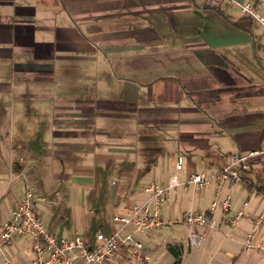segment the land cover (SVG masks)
I'll return each mask as SVG.
<instances>
[{
    "label": "crops",
    "instance_id": "1",
    "mask_svg": "<svg viewBox=\"0 0 264 264\" xmlns=\"http://www.w3.org/2000/svg\"><path fill=\"white\" fill-rule=\"evenodd\" d=\"M229 5L0 0V222L11 218L27 186L41 212L47 188L62 193L57 180L63 179L83 193L99 165L135 176L112 190L118 211L144 197V184L165 183L177 154H188L185 177L204 164L224 167L233 154L264 150V34ZM142 129L163 136L165 146L154 148L167 152L166 171L150 147L125 142L137 144ZM206 190L209 204L196 208L213 200L214 185L199 199ZM259 190L235 227L222 223L205 231L198 248L209 260L219 255L216 264H264V225L255 224L264 210ZM178 194L168 215H179ZM240 208L232 202L230 215ZM53 218L43 219L55 233L88 237L84 212L80 224L74 218L67 227L61 219L50 223ZM252 231L258 246L247 250ZM19 238L6 253L28 264L26 245L27 259L15 251Z\"/></svg>",
    "mask_w": 264,
    "mask_h": 264
},
{
    "label": "built area",
    "instance_id": "2",
    "mask_svg": "<svg viewBox=\"0 0 264 264\" xmlns=\"http://www.w3.org/2000/svg\"><path fill=\"white\" fill-rule=\"evenodd\" d=\"M210 7L217 8L223 3L236 4L240 12L258 24L264 34V0H204ZM264 157V150H253L248 153H237L231 156L230 163L220 170L210 173L193 172L185 177L181 173L185 169L183 155L175 158V171L165 183L151 181L142 186L144 197L123 206L113 215V221L118 229L110 234L98 231L85 238L79 233L60 235L50 230L41 212L36 206L35 192L27 186L23 196L16 202L10 219L0 222V251L3 255L2 264H18L6 253L14 237L28 240L26 253L28 264H111L118 258L116 252L125 245L132 256L138 261L148 262L150 256L141 241L134 238L133 233L123 236L127 229L133 231H152L165 225L182 224L188 228L185 235L189 248H198L205 238L208 229L218 230L222 223L235 227L245 216V202L233 215L232 195L224 190L241 181L243 171L251 169L254 161ZM215 186L214 198L206 209L191 207L183 210L178 216H163V208L171 203L180 188L191 189L200 193L209 186ZM176 199V198H175ZM172 214V210L168 211ZM221 216L218 218L217 214ZM256 226L264 225V210L255 219ZM255 231L249 232L246 239V249L258 245L254 242Z\"/></svg>",
    "mask_w": 264,
    "mask_h": 264
},
{
    "label": "rangeland",
    "instance_id": "3",
    "mask_svg": "<svg viewBox=\"0 0 264 264\" xmlns=\"http://www.w3.org/2000/svg\"><path fill=\"white\" fill-rule=\"evenodd\" d=\"M229 7L234 13L240 12L237 5L232 4L229 5ZM109 125L117 126L115 123ZM143 130L144 129L140 132L137 144L132 142V139L130 138H126L125 142L131 143V145H135V147H150L151 149L149 150H152L150 152H152V155L156 156L158 162H161L163 171H166L169 158L167 152L163 149H160V151L154 148L155 145H158V147L165 146L163 136L153 138L147 133V131ZM159 152L160 154H158ZM184 155L183 157L185 161H187L188 154L185 153ZM106 167L107 166L103 165L97 166L98 169L95 170L93 184L86 185L83 193L80 192L81 190L79 187L72 186L71 183H69L67 187L64 186L63 179L57 180L59 185L62 186L60 187L63 191L62 193L59 192V190L52 191L50 188H47L46 193H44L46 197L45 202L38 203L43 218L46 220L48 214H53L54 218L50 223H53L55 219H61L67 227L74 218H78L77 221L78 224H80L81 221L79 220V215L84 212L86 218L84 219L83 225L89 229L88 237L99 230L106 234H110L117 230L118 225L113 221V215L119 211H117L119 206L111 203L112 190L113 188L118 189L121 187L125 178L127 182L128 179L135 180V176L130 172L122 175L121 172L116 171V168L111 169ZM221 168H219L218 164L215 166L204 164L197 168V172L210 173L220 170ZM65 172L66 171H64V173ZM242 176L245 178L234 186L228 187L227 192L232 195L234 207L236 205H241L242 207L245 201H250L248 202L250 205L245 208V213L247 214L249 209L257 203L256 199L260 196V193L258 192L260 191L259 189H263L262 191H264V159L263 161L254 163L250 170L243 171ZM191 191V189H188L185 192L184 200H182L184 189L180 188L178 194L179 200L175 202V214H179L182 209H189L191 207H197L198 205L205 207L209 204V198L207 196L209 194L208 190L203 192L204 197H202L201 200L199 199L201 194L195 193L194 195ZM172 205L171 202L163 208V216L165 218H168V211L171 209L170 207H172ZM217 217L219 218L220 214H217ZM187 230L188 228L182 224L165 225L161 228L145 232H134L133 229L127 228L122 232V235L125 236L128 233H133L134 238L143 243L145 250L150 256V260L148 262L138 261L132 256L128 248L125 245H122L116 252V256L122 257L123 262L115 258L111 264H172L174 256L168 250L166 245L167 242H181L183 244L182 264H216L217 260L220 258L219 255L214 260H209V254H206L204 247L189 248L185 239ZM25 245L27 247L28 240L25 238H19L17 239L14 248L18 256L27 259L24 251Z\"/></svg>",
    "mask_w": 264,
    "mask_h": 264
},
{
    "label": "trees",
    "instance_id": "4",
    "mask_svg": "<svg viewBox=\"0 0 264 264\" xmlns=\"http://www.w3.org/2000/svg\"><path fill=\"white\" fill-rule=\"evenodd\" d=\"M167 248L174 256L172 264H182L184 246L181 242H167Z\"/></svg>",
    "mask_w": 264,
    "mask_h": 264
}]
</instances>
